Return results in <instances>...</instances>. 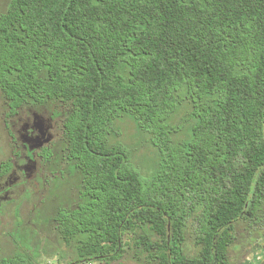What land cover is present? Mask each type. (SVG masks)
I'll list each match as a JSON object with an SVG mask.
<instances>
[{"label":"trees","instance_id":"1","mask_svg":"<svg viewBox=\"0 0 264 264\" xmlns=\"http://www.w3.org/2000/svg\"><path fill=\"white\" fill-rule=\"evenodd\" d=\"M0 89L14 114L69 109L64 149L82 183L53 222L77 262L124 259L127 235L138 261L231 264L235 223L264 206V0H12ZM125 116L152 136L151 175L111 141Z\"/></svg>","mask_w":264,"mask_h":264},{"label":"rangeland","instance_id":"2","mask_svg":"<svg viewBox=\"0 0 264 264\" xmlns=\"http://www.w3.org/2000/svg\"><path fill=\"white\" fill-rule=\"evenodd\" d=\"M11 1L0 0V16L7 13ZM68 114L69 109L59 102L11 113L0 89V262L23 253L35 264H157L135 259L127 235L128 253L114 262H77L59 240L53 219L59 208L75 205L82 183L64 149L63 124ZM112 132V143L130 153L143 175L159 168L160 155L152 136L131 117L117 121ZM194 220L189 217L186 224L190 255L199 251ZM228 257L231 264H264V206L256 219L235 223Z\"/></svg>","mask_w":264,"mask_h":264}]
</instances>
